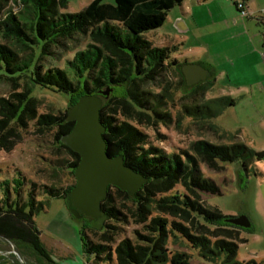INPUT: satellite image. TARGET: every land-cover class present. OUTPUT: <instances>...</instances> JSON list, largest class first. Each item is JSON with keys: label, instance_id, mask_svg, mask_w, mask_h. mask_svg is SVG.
Returning a JSON list of instances; mask_svg holds the SVG:
<instances>
[{"label": "trees", "instance_id": "16d2710c", "mask_svg": "<svg viewBox=\"0 0 264 264\" xmlns=\"http://www.w3.org/2000/svg\"><path fill=\"white\" fill-rule=\"evenodd\" d=\"M11 2L21 5V9L13 11ZM182 2L91 0L82 10L69 13L61 12L69 0H0V36L6 40L0 43V78L12 85L10 97L0 98V133L6 127L16 133L30 119H37L41 131H55L56 141L69 156L58 159L57 166L75 178L66 186L40 184L16 168L13 176L0 179V238L13 242L20 253L33 257L38 264H57L41 237L36 216L50 207V198H64L67 202L76 184L75 167L81 157L61 138L76 123L67 120L68 111L80 96L87 94L103 100L101 118L107 127L110 155H121L127 165L148 177L136 196L117 186L109 187L102 201L103 212L108 216L102 228L92 227L89 217L82 241L85 253L94 256L93 264H115L114 259L116 264H153V261L191 264L189 252L166 256V240L171 234L200 249L206 260L223 257L222 264L264 263L237 259L238 242L247 238L240 235L242 227L227 220L232 215L224 214L219 206L207 204L204 194L222 191L220 184L206 176L202 168V163L218 169L235 161L260 176L255 163L264 160V150L241 142L214 143L201 138L180 153L166 152L151 142L148 132L138 127L172 120L169 105L183 82L175 84L167 80V75L172 70L182 73L185 63L172 57L174 48L155 46L145 32L162 27L171 10ZM235 4L239 9L238 3ZM78 35L88 37V42L72 57H67L64 65L43 62L47 56L54 57L56 48L65 47ZM156 82L161 83L157 86L159 90L148 86H155ZM185 83L192 96L201 98L195 106L185 105L197 115L216 117L234 103L233 98L224 96L208 99L205 94L213 86L209 81L196 88ZM19 86L24 87V92L14 91ZM36 86L67 93L66 112L48 111L38 115L36 96H29L24 103L23 98L33 93ZM107 90L109 93H105ZM209 124L210 128H219ZM179 184L187 190L184 198L181 200V196L175 195L177 202L169 200L166 194ZM39 195L48 197L39 199ZM154 210L181 216L185 222L173 220L168 228L170 221L156 215L146 225L147 233L137 231L135 240L126 237L116 242L121 229L119 223L128 220V213L144 221ZM90 231L98 237H92Z\"/></svg>", "mask_w": 264, "mask_h": 264}, {"label": "rangeland", "instance_id": "374dc122", "mask_svg": "<svg viewBox=\"0 0 264 264\" xmlns=\"http://www.w3.org/2000/svg\"><path fill=\"white\" fill-rule=\"evenodd\" d=\"M91 0H69L68 6L62 8L61 12L74 13L85 8ZM105 2L114 3L115 0H104ZM13 11L21 9V5L11 2ZM202 20V17L200 18ZM205 21V16L203 22ZM176 24L166 21L162 27L151 29L145 32V36L152 40L155 46H171L174 48L172 57L178 58L188 54V44H183L178 33L175 31ZM88 37L78 35L76 39L68 41L67 45L62 48H56L57 53L53 56H47L43 62L47 65L62 66L65 59L72 57L73 53L79 48H84L88 42ZM6 40L0 36V43ZM167 80L177 84L183 82L182 89L176 92V98L170 103L169 110L172 112V120L165 122L159 121L156 125L139 124V128L148 132L151 142L154 145L163 147L166 152L173 150L180 153L186 149L192 142L205 138L214 143L241 142L251 148L264 150V131L258 128L257 133L250 131H237L225 125L216 117H205L188 110L185 105L199 104L200 96H192L190 89H186V77L184 73L178 70H172L167 75ZM161 83L156 85L149 84L154 90H159ZM198 86V85H197ZM196 86V87H197ZM195 87V86H194ZM195 87V88H196ZM12 85L11 82L0 78V98L10 97ZM14 91L24 92V87L19 86ZM219 91L208 92L205 96L215 98L219 96ZM68 94L64 92H55L53 89L36 86L33 93L23 98L24 103L29 96L38 98L36 113L38 115L52 111L55 113L66 112L69 107ZM196 99V100H194ZM203 112V110H201ZM200 112V113H201ZM1 117V116H0ZM206 118V119H205ZM224 120V117H223ZM26 127H21L16 133H12L9 127H6L0 133V179L13 176L17 171L22 170L30 178L38 183H54L58 185H68L75 181L74 176L65 168L58 165V159L69 156L65 149L55 139V131L47 129L41 131L38 127L37 119H30ZM209 123L216 124L220 129L210 128ZM221 135L229 136L222 138ZM250 135L254 138L259 137L258 142L250 141ZM221 168L213 169L202 163L203 171L206 176L214 179L220 184L221 194L203 195L207 204L219 206L226 215L238 216L246 214L253 221L251 230L242 227L241 237H246L247 241H240L237 259L249 261L255 259L264 261V183L263 179L252 171L242 168L239 162H228L221 165ZM54 168L56 171H54ZM58 170V171H57ZM182 185H176L172 191L166 194L169 200L176 201L175 195L181 196L186 193ZM47 195H39L38 198H47ZM179 201V200H178ZM130 204V203H129ZM160 215L170 221L168 228L172 226V221H184L181 216L163 213L160 210H154L151 215L144 221L128 213V220L120 224V234L116 236V242L130 237L135 240L138 237L137 231L147 233V224H151V219ZM92 224V221H90ZM116 222V221H114ZM185 222V221H184ZM89 223V216L77 217L76 213L71 210L64 198H50V207L36 216V224L42 231V239L51 250L52 258L57 264H93L94 256L85 253L84 243L82 241L83 228ZM91 233V231H90ZM91 236L96 238L98 236ZM99 236L101 233L98 234ZM98 239V238H97ZM96 240V239H95ZM182 237L170 235L166 240L165 253L170 257L173 253L189 252L191 254V264H222V259L215 258L206 260L201 256L200 249L190 246ZM115 246V244H113ZM115 258V256H114ZM116 264V259H114ZM0 264H38L30 256L20 253L19 249L13 242H7L0 238ZM48 264V263H47ZM51 264V263H49ZM153 264H172L153 261ZM264 264V263H263Z\"/></svg>", "mask_w": 264, "mask_h": 264}, {"label": "crops", "instance_id": "0c3cea01", "mask_svg": "<svg viewBox=\"0 0 264 264\" xmlns=\"http://www.w3.org/2000/svg\"><path fill=\"white\" fill-rule=\"evenodd\" d=\"M238 1L245 3L246 13L239 11L235 4ZM263 8L264 0H183L166 20L175 22L180 40L189 45L188 54L178 59L209 70L203 82L213 86L206 93L217 89L219 96L234 99L218 115L219 121L231 129L253 134L258 128L264 131ZM258 138L250 135L253 143L261 140ZM255 165L264 183V160ZM248 218L251 226L245 228L249 231L253 221Z\"/></svg>", "mask_w": 264, "mask_h": 264}, {"label": "water", "instance_id": "95a60500", "mask_svg": "<svg viewBox=\"0 0 264 264\" xmlns=\"http://www.w3.org/2000/svg\"><path fill=\"white\" fill-rule=\"evenodd\" d=\"M188 84H196L209 73L202 65L187 63L183 67ZM197 75V76H196ZM109 93V90L105 91ZM103 100L95 94L80 96L68 111L67 120H75L72 130L62 135L61 140L77 151L81 162L75 167L76 184L67 203L77 217H92V227L102 228L108 219L103 212L102 201L114 185L136 196L148 181V177L127 165L121 155H110L107 127L101 118ZM236 226H251L246 214L227 218Z\"/></svg>", "mask_w": 264, "mask_h": 264}, {"label": "built area", "instance_id": "2783aa9c", "mask_svg": "<svg viewBox=\"0 0 264 264\" xmlns=\"http://www.w3.org/2000/svg\"><path fill=\"white\" fill-rule=\"evenodd\" d=\"M237 3H238V7H239L240 11H241L242 13H246V10H245V3L242 2V1H241V2L238 1ZM260 15H262V16L264 17V8L261 9V11H260ZM261 53H262V57H263V60H264V41H263V45H261Z\"/></svg>", "mask_w": 264, "mask_h": 264}, {"label": "flooded vegetation", "instance_id": "af4514ba", "mask_svg": "<svg viewBox=\"0 0 264 264\" xmlns=\"http://www.w3.org/2000/svg\"><path fill=\"white\" fill-rule=\"evenodd\" d=\"M183 73V72H182ZM185 75V74H184ZM197 76V75H196ZM185 77H186V75H185ZM205 80V79H204ZM203 79L202 80H200L198 83H194V84H192V85H190V86H197V85H201L202 83H203V81H204ZM186 82L188 83V80H187V78H186ZM91 218V220H92V217H90ZM240 227V226H239Z\"/></svg>", "mask_w": 264, "mask_h": 264}]
</instances>
